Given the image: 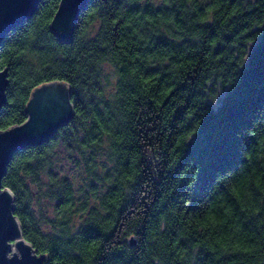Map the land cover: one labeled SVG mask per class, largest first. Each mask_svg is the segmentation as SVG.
Returning a JSON list of instances; mask_svg holds the SVG:
<instances>
[{"label": "trees", "instance_id": "obj_1", "mask_svg": "<svg viewBox=\"0 0 264 264\" xmlns=\"http://www.w3.org/2000/svg\"><path fill=\"white\" fill-rule=\"evenodd\" d=\"M60 1L0 46V130L70 85L73 118L3 178L42 264H264V0H90L67 43Z\"/></svg>", "mask_w": 264, "mask_h": 264}, {"label": "water", "instance_id": "obj_2", "mask_svg": "<svg viewBox=\"0 0 264 264\" xmlns=\"http://www.w3.org/2000/svg\"><path fill=\"white\" fill-rule=\"evenodd\" d=\"M42 0H0V46L7 35L37 12ZM90 0H61L51 30L61 42H71L78 19ZM8 69L0 70V111L7 103ZM27 119L0 130V264H42L46 256L24 239L15 216L13 192L3 178L13 156L29 145L49 141L74 116L70 85L51 81L36 87L26 106ZM13 243L18 252L11 254ZM133 243V241H132Z\"/></svg>", "mask_w": 264, "mask_h": 264}, {"label": "rangeland", "instance_id": "obj_3", "mask_svg": "<svg viewBox=\"0 0 264 264\" xmlns=\"http://www.w3.org/2000/svg\"><path fill=\"white\" fill-rule=\"evenodd\" d=\"M105 70H106V75H107V85L110 86L111 84L109 82H112L116 77L115 70L108 65L105 67ZM217 93L220 99L224 95L225 89H219ZM214 104L218 105L219 101L217 100ZM60 167L64 174L72 178L75 186L79 187V192L80 191L82 192L80 194L82 198L84 197L85 194L88 195L90 193V190L88 187L90 181L85 177L84 171L82 169L76 167L73 163L67 161V159L62 164H60ZM84 190H86V192H84ZM16 251L18 252L17 247L13 243L11 254H13Z\"/></svg>", "mask_w": 264, "mask_h": 264}]
</instances>
